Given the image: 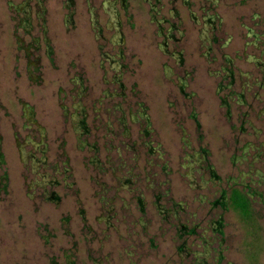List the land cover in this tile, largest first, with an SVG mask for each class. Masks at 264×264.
<instances>
[{
    "label": "rangeland",
    "instance_id": "1",
    "mask_svg": "<svg viewBox=\"0 0 264 264\" xmlns=\"http://www.w3.org/2000/svg\"><path fill=\"white\" fill-rule=\"evenodd\" d=\"M0 264H264V0H0Z\"/></svg>",
    "mask_w": 264,
    "mask_h": 264
},
{
    "label": "trees",
    "instance_id": "2",
    "mask_svg": "<svg viewBox=\"0 0 264 264\" xmlns=\"http://www.w3.org/2000/svg\"><path fill=\"white\" fill-rule=\"evenodd\" d=\"M232 195H233V198L231 201L234 204V206L240 209V211L242 210L243 212H246L249 206L247 197L240 198L237 191H234Z\"/></svg>",
    "mask_w": 264,
    "mask_h": 264
},
{
    "label": "flooded vegetation",
    "instance_id": "3",
    "mask_svg": "<svg viewBox=\"0 0 264 264\" xmlns=\"http://www.w3.org/2000/svg\"><path fill=\"white\" fill-rule=\"evenodd\" d=\"M191 232H192V230H191Z\"/></svg>",
    "mask_w": 264,
    "mask_h": 264
}]
</instances>
